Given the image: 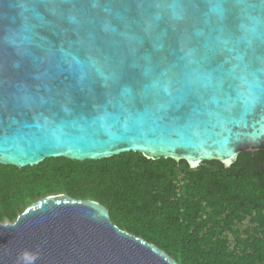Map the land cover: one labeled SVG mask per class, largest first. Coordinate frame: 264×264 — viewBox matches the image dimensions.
Returning a JSON list of instances; mask_svg holds the SVG:
<instances>
[{
	"label": "water",
	"instance_id": "water-1",
	"mask_svg": "<svg viewBox=\"0 0 264 264\" xmlns=\"http://www.w3.org/2000/svg\"><path fill=\"white\" fill-rule=\"evenodd\" d=\"M85 2V0H81ZM174 0H102L111 10L113 22L132 31L148 28L149 17L159 16L156 33L164 50L152 54V63L165 66L176 61L178 38L183 33L198 38L228 41V50H217L211 67L218 72L231 69L234 63L247 67L264 81V39H247L249 15L264 18V0H179L184 9L183 20L173 22L166 6ZM28 0H0V37L18 30L27 15ZM116 14L122 18L117 20ZM59 47L63 39L44 33ZM102 35V33H101ZM72 40L76 37L72 36ZM152 53V45L145 43ZM69 59L78 55L76 48L64 45ZM36 60H23L13 66L9 50L0 49V165L18 169L37 167L48 159L70 161H102L128 153L142 154L151 161H185L192 169L204 162L233 166L245 153L264 151V91L254 103L237 100L233 119L221 123L218 130L202 134L161 132L151 118L145 116L124 124L123 116L113 112L107 125L96 119L86 103V118L68 125L63 122L49 127L36 120L28 110L31 94H35L36 65L43 76L47 62L39 50ZM239 58L237 61L236 58ZM81 59L83 57H80ZM145 67L146 62L140 61ZM67 65L48 67L54 77V91L75 84ZM122 83L138 89L147 83L144 67L128 60ZM239 91V73L233 81ZM26 87L28 91H26ZM40 92L43 94L44 89ZM110 111H112L110 109ZM140 113L144 112L141 107ZM0 264H179L154 244L120 229L110 211L90 200H76L67 195L48 196L30 205L14 223H0Z\"/></svg>",
	"mask_w": 264,
	"mask_h": 264
},
{
	"label": "clouds",
	"instance_id": "clouds-1",
	"mask_svg": "<svg viewBox=\"0 0 264 264\" xmlns=\"http://www.w3.org/2000/svg\"><path fill=\"white\" fill-rule=\"evenodd\" d=\"M166 11L173 22H182L184 9L179 0L167 5ZM25 12L21 27L0 37V49L9 50L13 66L26 59L35 61V50L43 54L47 62L43 76L47 79L42 78L40 65H36V91L27 107L38 122L49 127L86 118L82 111L86 103L102 125H107L113 112L118 111L125 125L147 116L163 133L202 134L218 130L221 123L233 119L237 100L254 103L264 91V81L238 62L223 72L211 67L217 48L231 51L223 38L201 40L200 33H183L178 38L176 61L165 66L153 64L152 54L164 50L156 33L158 15L149 17L147 29L132 31L113 22V14L102 0H28ZM115 18L122 21L118 14ZM248 19L247 39H264V18L250 14ZM58 29L63 35L59 47L44 35H55ZM146 42L152 45V53L145 49ZM65 44L74 46L78 55L69 59ZM128 60L144 67L147 83L143 87L133 89L122 83ZM62 64L68 66L75 84L54 91V77L47 69ZM237 73L239 91L233 95ZM141 107L143 113L139 112Z\"/></svg>",
	"mask_w": 264,
	"mask_h": 264
},
{
	"label": "trees",
	"instance_id": "trees-1",
	"mask_svg": "<svg viewBox=\"0 0 264 264\" xmlns=\"http://www.w3.org/2000/svg\"><path fill=\"white\" fill-rule=\"evenodd\" d=\"M255 155L241 154L230 168L204 162L192 169L139 153L0 165V223L16 222L48 196L67 195L101 204L120 229L179 264H264V173Z\"/></svg>",
	"mask_w": 264,
	"mask_h": 264
},
{
	"label": "flooded vegetation",
	"instance_id": "flooded-vegetation-1",
	"mask_svg": "<svg viewBox=\"0 0 264 264\" xmlns=\"http://www.w3.org/2000/svg\"><path fill=\"white\" fill-rule=\"evenodd\" d=\"M256 153H258L259 157V161H261V165L259 166L260 171L264 173V151H257L254 153V158H256Z\"/></svg>",
	"mask_w": 264,
	"mask_h": 264
}]
</instances>
